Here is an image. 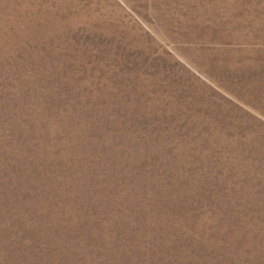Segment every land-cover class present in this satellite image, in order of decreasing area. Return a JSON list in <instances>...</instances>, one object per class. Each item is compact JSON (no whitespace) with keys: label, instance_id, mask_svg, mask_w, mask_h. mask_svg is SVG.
Instances as JSON below:
<instances>
[{"label":"rangeland","instance_id":"1","mask_svg":"<svg viewBox=\"0 0 264 264\" xmlns=\"http://www.w3.org/2000/svg\"><path fill=\"white\" fill-rule=\"evenodd\" d=\"M0 264H264V0H0Z\"/></svg>","mask_w":264,"mask_h":264}]
</instances>
